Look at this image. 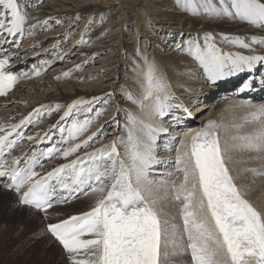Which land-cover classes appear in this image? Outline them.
Here are the masks:
<instances>
[{
	"label": "snow or ice",
	"instance_id": "snow-or-ice-1",
	"mask_svg": "<svg viewBox=\"0 0 264 264\" xmlns=\"http://www.w3.org/2000/svg\"><path fill=\"white\" fill-rule=\"evenodd\" d=\"M176 4L194 17L238 21L264 29V0H176ZM28 9L25 0H0V43H7L6 37H23ZM35 27L31 25L32 29ZM247 39L249 42L221 34L218 41L213 33L205 32L193 37L186 51L215 85L238 73H252L257 65L264 67V55H244L219 46L249 52H255L253 45L264 47V38ZM80 42L86 43L83 38ZM144 62L140 95L129 94L127 99L147 119L129 113L126 137H116L91 152L87 151L89 142L97 133L83 141L80 137L92 121L73 119L67 129L54 125L61 136L59 144L69 146L52 144L39 154L32 152L11 161L0 159V178L7 181L3 187L17 194L20 206L42 212L45 220L54 203H67L79 194L95 198L89 211L46 225L47 232L66 254L68 264H184L182 257H189L188 264H264V212L246 198L228 167L229 153L233 151L254 153V160L264 161V104L240 105L248 112L241 123L231 126L235 134L223 144L218 131L223 126L215 122L194 133L185 132L178 142L180 147L175 149V172L167 180L157 181L152 178L154 166L167 163L157 157V139L167 134V129L152 121L173 108L185 112L188 109L169 103L174 97L163 74L154 61L144 57ZM9 64L10 58H0V97L7 96L21 79L30 78L28 73L14 74ZM33 74L39 76L40 69H34ZM63 76L69 77L70 72ZM254 83L249 80L239 91H247ZM260 84L264 87V78ZM86 105L90 111V102L82 99L67 106H47L44 111L37 108L19 123L0 124V158L10 156L24 139L42 142L50 136L51 129L44 137L25 136L20 131L34 123L33 116L62 111L60 120L64 121ZM101 114L96 112L97 117ZM250 125L259 127L243 133ZM82 149L84 155L80 156ZM60 157L69 162L44 174L36 171L37 166L43 168L42 159ZM70 157L74 158L69 160ZM244 171L264 177V165ZM179 177L181 182L176 184ZM165 204L179 205V226L173 222L175 217L164 212Z\"/></svg>",
	"mask_w": 264,
	"mask_h": 264
},
{
	"label": "bare ground",
	"instance_id": "bare-ground-1",
	"mask_svg": "<svg viewBox=\"0 0 264 264\" xmlns=\"http://www.w3.org/2000/svg\"><path fill=\"white\" fill-rule=\"evenodd\" d=\"M25 2L29 4V20L25 25V33L23 37L19 34L6 37L7 43H0V58L7 56L10 58L9 70L16 75L28 73L30 78L21 79L7 96L0 97V124L19 123L37 108L44 111L47 106H67L79 99L89 101L91 110L89 111V105H86L81 111L74 110L73 116L64 121L60 120L62 111L53 112L51 116L46 113L39 118L33 116L34 123L25 125L20 131H23L25 136L39 134L44 137V133L51 129L50 136L42 142L22 140V144L13 149L10 156L5 155L9 161L13 157L22 158L32 152L39 154L52 144L68 147V144H59L61 136L53 126L67 129L73 119L92 121L88 131L80 137L83 141L97 133L89 142V152L111 143L116 137H126L129 113L147 119L140 108L127 99L129 94L135 97L140 95L142 72L146 70L144 57L155 62L169 85L170 93L174 86L176 87L175 90L179 94L169 103L181 104L183 108H186L185 104L190 101L192 104L198 103L196 107L191 108V120L182 118V108H173L170 110L169 119L165 115L152 121L167 129V134H161L157 139V157L167 162L158 165L156 171L161 172V175L152 177L157 181L163 180L162 177L168 178L165 176L169 172L166 166L170 165V162L174 163L175 149L180 147L178 142L184 138L185 132L194 133L209 122H215L223 126L218 130L223 144L230 135L235 134L231 131V126L241 123L248 112V109L239 107L240 105L264 104L262 101L252 102L253 99L264 98V87L260 84L264 78V67L257 65L252 73H238L213 85L206 79L203 69L186 51L188 42L205 32L213 33L218 41L221 34H226L239 36L249 42L247 38L252 36L257 39L264 38V29L238 21L194 17L181 10L176 0H141V11L135 15L132 14L133 0ZM32 24L36 25L34 29L31 28ZM29 31L31 35L28 34ZM82 38L86 43L80 42ZM17 43L19 47L16 46ZM219 46L225 51H237L244 55H264V47L260 45L252 46L255 52L238 47L229 49L224 44ZM34 69H40L41 74L35 76ZM66 72H70L67 78L63 76ZM249 80L255 83L246 91L245 98L229 99L234 92L239 93V89ZM186 88L188 90H185ZM213 95L222 96L216 103H210ZM97 111L102 113L99 117L96 116ZM258 127L259 125H250L242 132L250 133ZM225 128L229 129L227 133ZM64 135L66 139L67 133ZM120 150L123 151L122 147ZM84 151L82 149L78 155L83 156ZM229 155L231 161L228 167L236 184L246 193V198L258 210L264 212V177H254L251 172L244 171L248 168L261 169L264 161L254 160L255 154L245 151H233ZM73 158L70 157L69 160ZM45 159L41 160L43 168L36 167V171L42 174L69 162L62 157L51 161ZM23 163L24 160L21 159V166ZM172 172H175L174 166ZM181 179L182 177L175 179V183L179 184ZM4 183L7 181L0 178V194L5 196V199H10V202L15 200L11 208L17 212H26L32 219H39L40 224L38 212L20 206L17 194L5 189ZM81 199L90 204L82 213L89 211L95 203L94 197L79 194L78 198L64 206L75 205ZM59 204L62 203H54L62 206ZM162 207L168 216L175 217L173 222L179 226V205L165 204ZM181 259L184 264H188V257Z\"/></svg>",
	"mask_w": 264,
	"mask_h": 264
},
{
	"label": "rangeland",
	"instance_id": "rangeland-1",
	"mask_svg": "<svg viewBox=\"0 0 264 264\" xmlns=\"http://www.w3.org/2000/svg\"><path fill=\"white\" fill-rule=\"evenodd\" d=\"M141 4V0H133V15L141 11ZM144 18L145 16L142 17V19ZM175 89L176 87L174 86L173 90L171 91V95H173V97H176L179 94L177 93L178 91H176L177 89ZM185 90H188V88ZM219 97L213 95L210 99V103H216V100H218ZM234 98V96H231L229 99ZM197 105V102L192 104L191 101L188 102V104H185L186 108L188 106H190V108H187V112L181 109L183 112L182 118L191 120V114L193 113L191 108L196 107ZM169 115L170 110L166 114V117L168 118ZM193 117L195 118V115ZM21 144L22 142L20 141L18 146ZM45 160L49 161L48 159ZM61 163H63V159ZM169 164L170 165L166 166L168 167L169 172L167 175H165L168 177L170 173H173L172 168L174 166V163L172 162ZM157 168L158 165L154 166L152 170V177L154 178L155 176L161 175V172L156 171ZM162 178L163 180L168 179L165 177ZM5 198V196L0 194V264H68L66 254L58 242H56L55 239L47 232L46 225L48 223H57L58 220L66 217V219H68L73 215H81L84 213H82V210H84L86 207H89L90 204L81 199L77 204L74 203L75 205L70 204L67 207L64 206L65 204L62 206H53V208L49 210V216L47 220L44 219V214L42 212H38L39 214L36 212L38 217L41 219V223L39 224V219H32L26 215V212H17V210L12 209V202L15 200L10 202V199ZM26 209L28 208L26 207ZM52 213L54 215H51Z\"/></svg>",
	"mask_w": 264,
	"mask_h": 264
}]
</instances>
